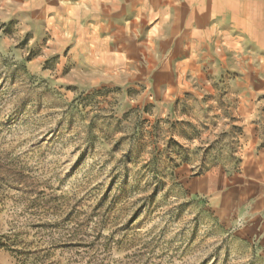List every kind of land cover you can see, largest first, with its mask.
Returning a JSON list of instances; mask_svg holds the SVG:
<instances>
[{
    "label": "rangeland",
    "instance_id": "rangeland-1",
    "mask_svg": "<svg viewBox=\"0 0 264 264\" xmlns=\"http://www.w3.org/2000/svg\"><path fill=\"white\" fill-rule=\"evenodd\" d=\"M13 3L0 5V264H264L188 188L239 164L223 101L239 72L222 55L178 70L170 54L158 70L159 47L138 38L99 69L54 16L24 4L7 19Z\"/></svg>",
    "mask_w": 264,
    "mask_h": 264
},
{
    "label": "crops",
    "instance_id": "crops-1",
    "mask_svg": "<svg viewBox=\"0 0 264 264\" xmlns=\"http://www.w3.org/2000/svg\"><path fill=\"white\" fill-rule=\"evenodd\" d=\"M14 1L7 19L24 4L35 21L54 16L66 24L67 37L81 38L85 56L99 69L125 64L129 42L138 38L159 47L158 70L168 69L170 54L178 56V70L187 62L197 64L201 55L213 64L222 55L224 71L239 72L232 84L238 93L223 96L233 104L224 111L240 130L239 164L196 176L188 188L205 203L211 221L222 225L224 237L246 242L264 257V0Z\"/></svg>",
    "mask_w": 264,
    "mask_h": 264
},
{
    "label": "bare ground",
    "instance_id": "bare-ground-1",
    "mask_svg": "<svg viewBox=\"0 0 264 264\" xmlns=\"http://www.w3.org/2000/svg\"><path fill=\"white\" fill-rule=\"evenodd\" d=\"M74 17V16H73Z\"/></svg>",
    "mask_w": 264,
    "mask_h": 264
}]
</instances>
